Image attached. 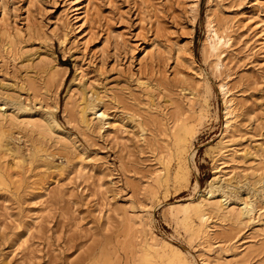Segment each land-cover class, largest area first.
<instances>
[{
	"label": "rangeland",
	"instance_id": "rangeland-1",
	"mask_svg": "<svg viewBox=\"0 0 264 264\" xmlns=\"http://www.w3.org/2000/svg\"><path fill=\"white\" fill-rule=\"evenodd\" d=\"M189 1L0 0V264H141L145 244L162 264V240L188 264H264V0ZM208 20L230 37L219 72ZM214 174L228 201L191 236L169 204Z\"/></svg>",
	"mask_w": 264,
	"mask_h": 264
},
{
	"label": "bare ground",
	"instance_id": "bare-ground-1",
	"mask_svg": "<svg viewBox=\"0 0 264 264\" xmlns=\"http://www.w3.org/2000/svg\"><path fill=\"white\" fill-rule=\"evenodd\" d=\"M196 5H197V0H190L189 1L188 11L191 14H193V17L195 16ZM85 10H86V8H85ZM206 24H207L206 25V34H205V40H204V42L206 44V50L209 53V55H211L213 57V61H212L213 68L218 71V70H220L221 67L223 68L222 65H223L224 54H223L222 49L223 48L229 49L231 47L230 37L227 34H223V32L220 31L218 28H216L213 25V23H211L209 20L207 21ZM54 67L58 68L59 66L54 64ZM64 76H66L65 71H63V75L61 76V78H64ZM219 87H220L222 94H223V100L226 102V100H225L226 91H224L225 86L221 83V84H219ZM54 107H55V105H54ZM230 107H231L230 103L226 104V106H225V110H224L225 127L228 126L227 123L229 122V119H230V118L228 119V116L230 115L229 113L232 112V110L229 111ZM78 113H79L78 114L79 121L83 122L87 125H88V120H87L88 114L96 115L97 113H99L100 115H103V112L100 111V109L98 107L95 108V106L91 102H85V101L83 102V106L78 110ZM50 123H52V120H50ZM186 128H187V126L185 124L181 125L179 128V131L183 130V131H181L182 134H176L175 135V142L177 144V151L179 154V161H178L179 164L177 166L178 171L176 170L175 176H177L179 173H181L182 175L188 174V169H190L189 160L193 156V152H192V154H190L191 153L190 152V149H191L190 148V142H189L190 135H188L189 132H188V129H186ZM1 134L2 133L0 132V136H1ZM165 178H164V180H165ZM216 179H217V176L214 174L212 179H210L207 183L208 185H207V188L205 189L204 195L198 194L197 197H194L193 195H191L189 197H186L183 202H181V200H179V199H176L173 203L169 204L170 210H174L177 215H178V213L181 215V218L179 221L185 227L184 230L189 231L191 236H193L195 234L199 235L198 233H200L201 226L210 217L209 212L212 213V212H214V211L216 212L218 210L222 211L223 208L220 205L221 200H223L224 202L228 201L226 199V197L224 196V194L222 193V191L219 190L220 185H216V181H215ZM192 186H193V190L196 192L198 190L197 189L198 188L197 183L194 182V184H192ZM152 192H155V191H152ZM238 202L241 205L240 213L242 215H249L250 213H252L253 206H252L251 200H248L246 197H241L238 199ZM227 207L229 208V206H227ZM233 208H231V209L233 210ZM207 210H208V212H207ZM226 210H227V208H226ZM233 213L234 214L236 213L235 215L238 214L237 210H236V212L234 210ZM230 215L232 216L231 213H229V216ZM235 218H236V216H235ZM194 219H196L199 222V224L197 226L194 225V223H193ZM200 235H202V234H200ZM196 237L194 236V239ZM188 238H190V237H188V235H187V240H188ZM198 238H199V236H198ZM191 241L192 242H190L189 244L193 243V240H191ZM156 242H157V240H156ZM158 242H159V240H158ZM161 243H162L161 245H162L163 250L167 251L168 254L170 253V255H171V257L170 256L168 257V256H165L166 254L164 253L163 255L165 257H163V255H162V257H163V259L161 261L162 264H188L186 261L185 255L182 253L181 249L179 250L178 247H175L174 245L170 244V242H168L166 240L165 241L162 240ZM158 244H160V243H158ZM148 245L145 244V247H143L144 249L142 248L144 250V253H143L142 258H141V264H151L150 251H149L151 246L149 245L150 247H148Z\"/></svg>",
	"mask_w": 264,
	"mask_h": 264
},
{
	"label": "trees",
	"instance_id": "trees-1",
	"mask_svg": "<svg viewBox=\"0 0 264 264\" xmlns=\"http://www.w3.org/2000/svg\"><path fill=\"white\" fill-rule=\"evenodd\" d=\"M62 64H65V65H68L66 62H61ZM68 76H69V74H68Z\"/></svg>",
	"mask_w": 264,
	"mask_h": 264
}]
</instances>
